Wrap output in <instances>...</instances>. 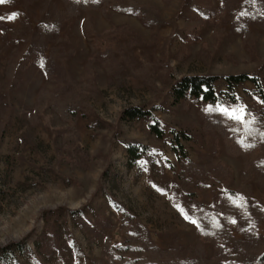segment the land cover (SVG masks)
I'll list each match as a JSON object with an SVG mask.
<instances>
[{
    "label": "rangeland",
    "instance_id": "1",
    "mask_svg": "<svg viewBox=\"0 0 264 264\" xmlns=\"http://www.w3.org/2000/svg\"><path fill=\"white\" fill-rule=\"evenodd\" d=\"M119 1L152 7L163 25L149 27L136 15L107 6L68 17L64 0L0 2V248L24 244L38 264H53L55 257L64 264H93L102 258L107 238L121 243L125 236L115 202L147 226L159 248L168 250L174 244H195L196 224L184 213L190 201L212 205L227 188L246 197L240 179L243 158L226 154L220 134L204 127L199 105L177 99L173 88L186 76L245 73L258 74L264 86V25L251 22L246 36L239 30L247 0ZM203 11L209 15L202 16ZM43 25L54 27L46 54L56 58L55 70L62 69L65 79L47 80L32 61L7 71L11 50L19 52L16 63L25 61ZM92 43L99 52L108 49V56L93 51ZM68 81L75 88L62 98L77 96L75 126L52 107L36 109L41 89L57 92ZM215 88L236 99L226 108L229 116L243 109L244 116L253 117L263 107L249 81L231 90L220 78ZM132 107L151 111L164 125L165 138L151 132L148 120L125 118L124 111ZM185 130L192 138L181 144L193 163L221 164L231 175L224 182L211 179L207 187L193 177L192 197L172 147L173 132ZM127 140L152 148L145 164L128 166ZM251 197L264 209V184L252 182ZM77 209L84 215L72 217L69 212ZM47 211L59 213L55 221ZM46 227L57 238L52 256L36 247ZM232 234L246 239L239 221ZM257 235L264 239V218Z\"/></svg>",
    "mask_w": 264,
    "mask_h": 264
},
{
    "label": "trees",
    "instance_id": "2",
    "mask_svg": "<svg viewBox=\"0 0 264 264\" xmlns=\"http://www.w3.org/2000/svg\"><path fill=\"white\" fill-rule=\"evenodd\" d=\"M169 1V0H164ZM66 16H75L83 11L101 10L105 6L123 14L136 15L145 25L158 29L164 20L160 14L150 6L139 5L135 2L122 3L119 0H64ZM242 22L239 30L244 35L249 32V24L257 22L264 25V0H247L241 8ZM209 13L202 12V16ZM14 30V38L16 37ZM55 33L54 27L43 25L34 36V41L25 52V61L17 62L19 52L13 48L8 59L7 71L25 67L28 62H33L41 69L47 80H54L56 76L63 75L62 69L57 67L58 61L53 55L46 54L48 38ZM90 31L86 33L89 42ZM91 35V34H90ZM245 35V36H246ZM93 37V35H91ZM90 48L101 56H108V49L99 52L95 44ZM23 59V60H24ZM24 64V65H23ZM264 68V65H263ZM59 70V71H58ZM224 78L228 87L232 90L235 85L243 82H251L257 88L263 102V107L253 117L245 115L238 120L225 114L221 109L231 107L237 101L227 91L217 92L215 83ZM75 86L68 81L57 92H49L41 89L37 98L36 109L43 106L52 107L61 118L71 125L79 115V102L77 96L72 95L62 98L73 90ZM173 92L177 99L189 100L200 107V115L203 118L204 127L218 132L224 141L225 153L230 156L243 158V168L240 174L241 186L246 195L240 197V191L224 189L212 205H204L196 201H190L184 213L195 221V244L185 247L174 244L168 250L159 248L150 237V232L138 218L122 205L113 203L116 210L121 212L120 229L124 232V240L114 243L109 238L103 244L102 258L94 260L93 264H264V239L257 235V227L264 218V209L251 197V183L264 184V86L258 74H240L229 76H186L176 83ZM124 117L129 119H146L149 122L151 132L159 139L165 138L166 130L162 122L151 112L141 107H132L124 111ZM172 147L176 154L182 171L180 176L188 195L192 178L197 176L204 187L212 179L224 182L231 178L228 169L219 164L198 165L193 163L181 140H190L192 137L187 131L173 132ZM128 166L135 167L145 164V158L151 155L152 148L136 141L124 142ZM185 159L186 161H182ZM85 210L70 211L72 217L84 215ZM55 211H47L49 219L56 220ZM235 221H239L246 229V239H236L232 234ZM207 245L211 253L207 252ZM37 250L48 256L51 250L57 247V238L53 231L46 227L43 235L36 243ZM49 256H52L49 255ZM21 259H26L30 264H38L33 257L30 248L21 243H11L0 248V264H21ZM53 264H64L60 257H55Z\"/></svg>",
    "mask_w": 264,
    "mask_h": 264
},
{
    "label": "snow or ice",
    "instance_id": "3",
    "mask_svg": "<svg viewBox=\"0 0 264 264\" xmlns=\"http://www.w3.org/2000/svg\"><path fill=\"white\" fill-rule=\"evenodd\" d=\"M0 2H3V0H0ZM15 13L12 14V16L9 17V19H12L15 17ZM225 114H228V110L227 109H221ZM234 115L233 118L238 119V120H242L244 117V113H243V109H236V110H232ZM187 218V217H186ZM192 223H195V221H192Z\"/></svg>",
    "mask_w": 264,
    "mask_h": 264
}]
</instances>
